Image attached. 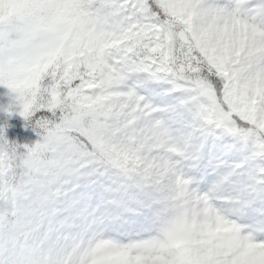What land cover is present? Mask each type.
Wrapping results in <instances>:
<instances>
[{
  "label": "snow or ice",
  "instance_id": "6c2138e0",
  "mask_svg": "<svg viewBox=\"0 0 264 264\" xmlns=\"http://www.w3.org/2000/svg\"><path fill=\"white\" fill-rule=\"evenodd\" d=\"M0 116V264H264V0H0Z\"/></svg>",
  "mask_w": 264,
  "mask_h": 264
},
{
  "label": "trees",
  "instance_id": "16d2710c",
  "mask_svg": "<svg viewBox=\"0 0 264 264\" xmlns=\"http://www.w3.org/2000/svg\"><path fill=\"white\" fill-rule=\"evenodd\" d=\"M3 117L0 116V120ZM24 119L19 114H13L8 119V127L5 129V134L9 140H16L20 143H26L29 139H35V134L30 128L24 127Z\"/></svg>",
  "mask_w": 264,
  "mask_h": 264
},
{
  "label": "clouds",
  "instance_id": "9594fccd",
  "mask_svg": "<svg viewBox=\"0 0 264 264\" xmlns=\"http://www.w3.org/2000/svg\"><path fill=\"white\" fill-rule=\"evenodd\" d=\"M241 235L247 234L241 229ZM15 259L17 264H42L41 255L36 246L26 241L15 245Z\"/></svg>",
  "mask_w": 264,
  "mask_h": 264
}]
</instances>
